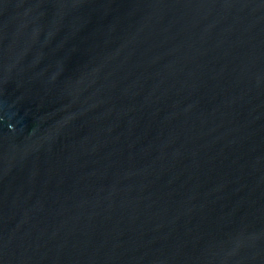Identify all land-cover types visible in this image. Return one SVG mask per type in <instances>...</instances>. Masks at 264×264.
<instances>
[{"label":"water","instance_id":"obj_1","mask_svg":"<svg viewBox=\"0 0 264 264\" xmlns=\"http://www.w3.org/2000/svg\"><path fill=\"white\" fill-rule=\"evenodd\" d=\"M0 264H264V0H0Z\"/></svg>","mask_w":264,"mask_h":264}]
</instances>
